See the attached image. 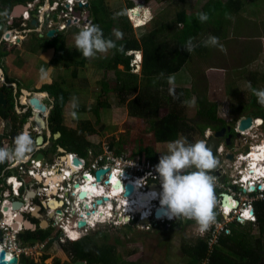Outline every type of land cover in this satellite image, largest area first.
I'll list each match as a JSON object with an SVG mask.
<instances>
[{"label":"rangeland","instance_id":"rangeland-1","mask_svg":"<svg viewBox=\"0 0 264 264\" xmlns=\"http://www.w3.org/2000/svg\"><path fill=\"white\" fill-rule=\"evenodd\" d=\"M104 2L108 9L107 13L113 18H115L114 13L121 12L124 8L126 9L125 15L128 23L135 37L138 38L153 28H158L166 22H172L175 18V12L182 9L189 15L200 12L207 0H105ZM129 3H131L133 9L139 5L141 6L136 8V12L133 13L134 15L130 13V16L126 8L129 6ZM52 17L55 19V14ZM228 18L230 24L226 28V31L222 33L221 39H219L222 40L219 43L223 45V50L219 46H206L207 53L202 55L193 50L189 55L187 63L178 73L173 75L174 84H169L166 89L185 88L194 91L199 90L200 93L206 96L207 100L217 104L216 111L218 117L221 118L223 114H226V122L229 124L230 119H232L230 115L232 107L244 106L245 100L253 93L249 90L264 89V56H259L260 52L254 54L252 58L251 56L249 58L243 56L244 53L248 55L246 50L252 44V38L258 34L264 35V0H254V2L245 6L237 15ZM135 21H138L137 26L140 25L139 27L132 23ZM18 22L21 23V20L14 17V26L17 27L16 30L20 31ZM30 25L34 30L36 24L32 25L30 22ZM180 26L177 25V29H180ZM211 27L213 32L216 33L214 31L215 28ZM8 28L11 29V27H6L5 29ZM82 28L83 26L62 32L63 58L56 65L52 66L49 63L52 58V50L50 49L29 51L36 57L26 56V59H24L26 53L22 55V51L18 52L17 48L23 49L22 46L26 45L32 48L33 45L36 46V42L31 39L32 37L28 33L23 34L19 32V36L23 35L26 38L24 40L20 39L21 37L19 38L21 41L23 40L20 47H18L20 44H17L18 41L13 43L15 44L14 46L11 44H7V46L3 44L1 46L3 49L7 48L6 53L11 56L14 67L18 69L15 76V70L14 74L10 73L11 77L8 79H13L11 80L12 82H8L9 80L0 81V84L8 82L7 85L10 87L16 81V89L25 90L28 93L37 91L40 89V85L44 84H55L67 89L70 92V97L61 113L62 124L66 128L78 133L82 131L81 136L85 137L86 141L90 144L88 149H91V151L87 153V160L89 162H93L97 157H100L102 160L105 158L108 165L114 166V158H118L121 155H128L131 160H136L138 156L140 160L142 158L146 159L144 154L137 155L134 153L139 146L153 147L159 157L162 154H167V143H156L154 141L148 123L142 119L129 116L126 102L133 98L134 94L124 96L123 103L118 100L117 92L113 89L116 79L115 74L112 70H108L105 67L110 52L104 54L97 53L96 57L91 59L85 58L83 66L72 64L73 61H79L82 57V54L75 47L74 40L75 35ZM208 28H210V25ZM46 31L44 27L43 36H45ZM116 31H119L117 21L113 29L114 39H117L114 35ZM166 31L162 29V34L160 35L166 34ZM218 32L219 36L221 32ZM201 36L200 41L204 43L212 35L209 29H207ZM37 54L41 58L37 57ZM140 59L141 52H134L132 60L134 69L131 72L138 76L137 82L139 87L145 83L144 77L139 76ZM0 60L3 61L1 63L2 68L7 70L6 65L9 63V59L5 58L3 60L2 58ZM42 68L48 72L47 78L41 77L40 70ZM117 69L122 70V67L118 66ZM102 80L108 83L109 91L107 94H103L101 91ZM15 87L13 86L12 88L16 90ZM20 96L21 94L18 92L16 97L20 98ZM100 96H102V99L107 100L108 107L99 109L100 120L98 123H95L92 107ZM191 96V99L189 97L185 103L180 102L181 104L178 105L181 108L182 114L189 120L195 118L196 112L195 103L194 105L190 103L194 101L196 94H192ZM39 97L43 96L39 95ZM73 98L78 102V107L76 108L72 107L71 102ZM22 99L24 100V97L20 98L21 102ZM41 99H43L42 102L47 106L51 104L52 99H48L46 96ZM73 112L76 113L75 117L72 115ZM246 112H252V109L247 108ZM165 113L166 109L164 108L159 112L160 116H163ZM3 126L4 123L0 118V133L9 130V128H3ZM91 130L93 132L88 133ZM231 131L233 132V130ZM210 132L212 131L210 130ZM198 140H202V138H200L199 134L195 133L192 141L194 143ZM95 147L100 149L98 152L100 154H96V158L91 155L92 149ZM106 147L111 149L113 158H110V155L105 153ZM117 151L118 153H116ZM106 220L107 218L105 217L94 223H102ZM94 223L90 224V226H94ZM171 224H158V226L152 227L150 231L139 230L134 224L129 231L126 227L127 225H122L123 228L121 229L109 225H96L93 230H87L88 233L84 231L83 234H91L90 232L94 231L106 232L112 237L110 239L111 243L117 237V253L127 262L136 261L140 264H186L180 247L186 244H193L196 238L189 226L186 227L184 232H180L178 228H169ZM128 232L129 239L125 237V234ZM250 232L252 236L257 237L258 233L255 226L252 227ZM76 235L77 233L72 235V238H75ZM63 245L56 241L52 242L44 251V254L48 256L44 263L83 264L82 261L73 262L72 255L63 250ZM31 258L34 262H40L39 256L35 253L31 255Z\"/></svg>","mask_w":264,"mask_h":264},{"label":"trees","instance_id":"trees-1","mask_svg":"<svg viewBox=\"0 0 264 264\" xmlns=\"http://www.w3.org/2000/svg\"><path fill=\"white\" fill-rule=\"evenodd\" d=\"M29 1L31 0H0V23L4 24L7 21L14 6L24 5ZM104 1L89 0L88 10L90 11L92 24L99 25L103 30L104 37L115 40L117 44V49L109 50L110 55L105 66L106 69L112 70L115 74L116 79L113 89L117 92L118 100L121 103L124 102V96L134 94L133 98L126 102L128 114L148 123L156 143L174 141L180 136L186 137L189 143H193L192 139L195 133L199 134L203 140L207 129L217 131L229 125L217 116V104L207 100L206 96L200 93L199 90L175 88L174 91L170 92V89L167 90L166 87L169 85L168 77L178 73L188 61L191 52L186 51L185 46L189 40L194 45L193 50L198 54L201 49L206 50L205 44L200 39L208 26L216 27L218 30L224 29L225 32L230 24L228 17L237 15L254 0H208L203 5L202 10L198 12L208 14L209 19L206 22H200L198 13L187 15L185 10L182 9L175 12V18L172 22H166L158 28H153L138 38L135 37L128 23L125 15L126 9L114 13L115 18H113L107 13L108 9ZM128 5L127 9L133 8L131 3ZM134 12H136V9ZM130 13L129 11V16ZM116 21L119 32L123 33L122 39H114L113 37ZM132 23L137 26L138 21ZM177 25H181L180 29H177ZM162 29L167 30V33L160 35ZM222 33L219 36L217 35L219 39H221ZM29 35L36 42V46L33 45L29 50L32 52L37 48L41 51L52 50V58L49 62L51 66L62 60L64 49L62 33H57L52 38L45 36L40 38L36 33ZM137 51L141 52L139 76L145 79V83L141 87L137 82L138 76L131 72L134 69L132 65L133 53ZM7 55L3 48L0 49V59ZM84 62L85 57L82 55L79 61H73L72 64L83 66ZM118 66H121L122 70H118ZM1 90L6 91L5 85L0 84ZM101 91L103 94L108 93L109 86L106 81H101ZM249 91L253 92L252 90ZM36 92L47 93L49 98L52 99L50 104L52 108L49 115L51 127L56 131L61 130L68 133L66 138H68L70 152L78 153L80 157H84L90 144L85 137L81 136V129V132L78 133L61 126V113L70 97V92L55 84H44ZM6 94L10 102L9 107L3 108L0 106V115L3 117L16 115L14 111L15 96L12 91H6ZM192 94H196L194 98L196 112L195 118L189 120L182 114L178 105L181 104L180 102L185 103L189 97L191 99ZM248 99L245 100L244 106L232 107L230 112L232 119L229 122L231 125H234L238 119L245 115L264 119V106L258 103L257 97L252 93ZM107 107V100L102 99V96H100L92 107L95 123L100 120L99 109ZM163 108L166 109V113L160 116L159 112ZM247 108H251L252 112H246ZM92 132L93 130L88 131V133ZM94 150L97 153L100 149L95 147ZM134 153L137 155L144 154V157L154 165L159 163L160 157L151 146H139ZM6 164L7 161L0 164V174L5 169ZM258 208L257 222L254 225L249 224L244 227L232 225L230 234L220 239L219 245L213 250L207 264H264V208L260 204ZM133 224L136 226L135 220L126 226L128 231ZM187 225L186 221L178 219L169 228H178L180 232H184ZM253 226L257 230V237L251 235L250 230ZM48 237V232L44 230L33 232L28 230L20 235L23 242L31 244L35 241H44ZM125 237L129 239V232L125 234ZM111 238L106 232L98 231L84 236L76 242L63 245V250L72 255L73 262L82 261L84 264H140L136 261L127 262L123 260L117 253V237L114 238L112 243ZM50 244L51 242L46 246L48 247ZM180 250L186 264H201L206 255V245L200 239L194 241L193 244L181 246ZM47 258V255H43L40 262H34L22 256L19 264H45L44 261Z\"/></svg>","mask_w":264,"mask_h":264},{"label":"built area","instance_id":"built-area-1","mask_svg":"<svg viewBox=\"0 0 264 264\" xmlns=\"http://www.w3.org/2000/svg\"><path fill=\"white\" fill-rule=\"evenodd\" d=\"M85 5L88 7V0H31L27 2L23 5L24 10L16 17L21 20V23L18 22L20 31L16 30L17 27L15 26L13 29L1 31L0 48L3 44L16 43L17 41L19 43L20 39L24 40L25 37L23 35L19 36V32L23 34L36 33L39 37H44L42 35L44 27L47 30L45 32L46 36V33L50 30L62 33L71 28H81L82 26L90 25V21L83 18V14L87 12V7L83 8ZM53 14H55V19L52 17ZM13 21L14 18L11 17L10 23ZM32 21L36 24L34 30L30 25ZM0 81H4L1 68ZM238 125L239 121L234 129L236 135L230 145L225 146L221 144L217 147L219 163L211 172V175L214 177V196L217 202L214 209L216 213L215 222L207 231L201 232L194 220L181 218L188 222V226L192 230V233H194V237L202 240L206 245V255L202 260V264L209 262L213 250L219 245L220 239L230 234L232 225H254L257 222L258 205L260 204L264 208V158L259 157V152L264 151V120L259 117L253 118L250 127L245 130H239ZM208 135L209 132L206 133V137ZM105 151V153L110 155V158H113L109 147H106ZM229 155L231 159L227 158ZM256 155L259 161L255 160ZM72 157L75 158L76 155L70 154V160L73 159ZM114 160L115 165L110 166L109 174L115 181H120L121 188L119 190L113 188L115 181L113 182L111 178L107 185H102L96 183L93 176L86 174L91 180L89 184L96 183V188L102 191V196H108L112 189L118 191L112 198L115 202L114 204L107 203L103 206L93 207L92 216L100 215L103 212V218L106 217L107 220L101 224L113 227H121L125 223L135 220L136 227L142 231H150L152 227H156L158 224L170 222L167 219L168 214L160 218H155L153 215L156 209L163 207L160 201L157 202V205H153L151 200L149 201L148 209L146 207L145 210L146 213L148 212L147 224L142 223L144 219H147L143 218L144 212L138 213L134 210L136 204H132V208L123 206L124 203L128 202V198L123 196L126 184L133 185L135 192H140L138 196L149 195L154 198L153 195H157L152 190V186L155 183L159 187L160 196L162 192L161 180L155 170L156 165L144 158L140 160L138 157L136 160H131L128 155H121L118 158H114ZM94 161V170L107 167L97 166L102 161L100 157H97ZM74 168L73 173L76 174L82 169L77 166ZM70 173L69 170H65L56 179L57 181H54L52 179L54 176L52 166H41L36 162H32V165L29 167L14 166V162L12 161H9L8 166L1 172L0 251L6 253L7 260L15 257L19 261L22 256L32 259L31 255L33 253L37 254L40 259V256L43 255L42 251L45 249L47 241L35 242L33 244L23 242L19 237V233L25 227L21 222L15 221V218L20 214L25 213L29 215L37 205L36 200L40 203L51 200L60 202V200H63L66 206L73 207L76 212L71 217L65 219V221L59 217L56 211L53 213L55 219L52 226L56 229L60 228L66 233H71L69 229L70 224L75 228L76 222L79 220H88L89 216L81 209V206L84 203L91 205L93 200L100 195L95 196V198H87L89 197L87 195L86 199H80L78 194L82 191L80 189L87 185L86 181H81L77 186L78 188H73L70 183L65 188L62 179L68 178ZM66 191L69 194V198L67 199L63 196V192ZM30 192L34 193L32 199L28 197ZM223 196L226 197L225 200H223ZM17 197L22 198L23 204L16 210L14 209V204ZM108 197L111 199V195ZM6 204L10 205L9 213L11 215L8 218V214L4 210ZM73 209L64 211L67 213L71 211L72 213ZM53 211L49 209L47 213ZM245 213H251V217L249 218ZM12 223H17L16 229H14ZM59 241L63 243L65 240L59 238Z\"/></svg>","mask_w":264,"mask_h":264},{"label":"clouds","instance_id":"clouds-1","mask_svg":"<svg viewBox=\"0 0 264 264\" xmlns=\"http://www.w3.org/2000/svg\"><path fill=\"white\" fill-rule=\"evenodd\" d=\"M131 9H133V8H131ZM198 16H199L200 22H202V23L206 22L209 19V16L207 13H203V12L198 13ZM4 31H6V30H4ZM55 34H57V33L55 32ZM114 35L116 36L117 39H122V37H123V33L119 32V31H116L114 33ZM40 38H42V37H40ZM74 40H75L76 49L83 55V57L88 58V59L95 58L97 53L104 54V53L109 52V50L117 49L116 41L112 40V39L105 38L104 34H103V30L99 27V25H96V24H90V25L83 27L75 35ZM204 43H205V46H212V47L219 46V48L221 50H223V45L219 43L218 37L210 36ZM193 49H194V45H192L191 40H189L188 44L185 46V50L190 53L193 51ZM40 72H41L42 78H47L49 75L48 72L43 68L40 70ZM2 78L4 81H6L4 79L3 75H2ZM168 82L170 85L174 84V77L169 76ZM7 83H3V85L6 84V86L8 87ZM11 85L14 86L15 84H11ZM172 91H174V89H170V92H172ZM35 93H38V92H35ZM39 94H43V93H39ZM253 94L257 97L258 103L261 104L262 106H264V89H261V90H255L254 89ZM46 97H48V99H49L48 94ZM38 98H39V100H41V102L43 101V99H41L40 97H38ZM26 103H27V101H26ZM71 103H72L73 108L78 107V102L75 98H73ZM190 103L194 105L195 102L192 101ZM44 105L46 106V104H44ZM72 115H73V117H75L76 113L73 112ZM253 118H255V117L252 116V119ZM259 118H262V117H259ZM240 119H238V121H240ZM237 122L234 125H230V123H229V128L231 130H233V132L231 134L233 138L236 135L234 129H235ZM231 126H233V127L231 128ZM207 132H209V135L206 137ZM213 134H214L213 131L210 132V129H207L205 131V134H204V138H203L204 141L198 140L194 143H189L186 137H180L174 141L167 142V154H162L160 156L159 163L155 166V170L159 174V178L161 180L162 192L160 193V196H159V187L157 185H155V183H154L153 187L157 188L158 191L156 192L155 190L152 189L155 193H157V195L156 196L154 195V198L151 199V202L153 205H157V202L160 201V204L163 207L167 206L168 210L167 209L166 210L168 211L167 214L169 216V218H167V219H168V221H170L168 223H174L178 219L186 218L188 220H194L196 222V224L198 225L199 230L201 232H205L215 222L216 213H215L214 209L216 208L217 202H216V199L214 196V177L211 175V172L217 167V164L219 163V158H218L219 156L217 153V147L220 146L221 144H223L225 146H229V145H226L224 142H220L221 140L218 139V144L215 147L214 154H213L212 151L209 149V147L206 145L207 140L210 137H212ZM230 143H231V141H230ZM35 148H36L35 142L32 139V137L30 136V134L27 132H21L20 134H18L15 137L13 148H11V149L0 148V164L5 163L6 161H12V162L15 161L18 163L21 160L25 159L28 154L32 153L35 150ZM69 155L70 154H68V156ZM75 158H77V157H75ZM19 165H24V164H19ZM72 165H74V164L72 163ZM16 166H18V165H16ZM73 175H74L73 172L70 173L69 177L62 179V181H64V183H69V180L73 177ZM110 178H111V176H109V179ZM56 179H57V177H55V179H53V180L57 181ZM96 183H95V188L97 187ZM108 183H109V181H108ZM30 194H33V196H30ZM143 196L144 195L136 196V198L139 200ZM147 196L149 197V195H147ZM28 197H29V199H32L34 197V193L30 192ZM104 197H106V196H104ZM18 202L20 203V206L17 208H14L16 210L18 208H20L21 205L23 204L21 197L15 198V204ZM36 203H37L36 206H40L41 209L45 211L46 215L52 216L48 221L47 227L45 229H43L44 231H47L49 234V237L46 240H44V241H47L46 244H48L50 242L52 243L55 241L57 243H60L59 238H61V239L63 238L65 241L63 243H60V244L65 245L66 243H69V242H71V243L76 242V241L82 239V237H84V236L91 235V234L84 235L81 232L82 231L81 228L77 227V222H76L75 228L73 227L72 224H70L71 226L69 229H70L71 233H68V232L66 233L60 228L59 229L54 228L52 226L54 224V219H55L53 213L55 211L57 212V210L55 209L53 212L47 213L49 209L50 210H53V209L45 208L44 205L46 202L40 203L38 200H36ZM114 203L115 202L113 201L112 204H114ZM135 206H137V205H135ZM35 207H34V210H35ZM9 208H10V205H9ZM141 209H142L141 212H144V213L146 212L145 211L146 207L141 206ZM4 210H5V208H4ZM134 210H136V209H134ZM8 211H9V209L6 212H8ZM39 211H38V213H39ZM141 212H138V213H141ZM57 214H58V212H57ZM20 215H22L23 221H30L32 224H34L36 226L35 231L42 230V229L38 228V225H39L40 220H44V218L39 216L38 219H34L31 217L30 214L28 215L25 213L20 214ZM153 215H154V213H153ZM8 216L9 215H7V218H8ZM59 217H61V216H59ZM146 218L147 219H145V220H148V217H146ZM174 218H176V220H174ZM32 219L38 220L39 221L38 224L33 223ZM130 219H131V217H130ZM15 221H16V218H15ZM23 221H20V222L22 223ZM79 221H81V220H79ZM84 221H85V225H86V220H84ZM17 222H19V221H17ZM131 222L132 221H130L129 223L127 222V223L131 224ZM127 223H125L124 225L125 226L128 225ZM142 223H144V222H142ZM146 223L147 222H145L144 224H146ZM12 224L16 225V228H17V226H18L17 223H12ZM98 224L102 225L101 223H98ZM95 226L96 225L88 227V225H86V229L87 230H93V228ZM240 226H242V225H240ZM16 228H14V229H16ZM50 230H51V232H50ZM25 231H28V229L26 227L22 232L19 233V237ZM73 232L75 234L76 233L79 234V237L76 239H72ZM56 237H57V239L54 240V238H56ZM52 240H54V241H52ZM196 240H198V238H196L195 241ZM35 242L37 243V242H42V241H35ZM35 242H33V243H35ZM46 249H47V246L42 251L43 255H46V254H44L45 253L44 251ZM42 256H40V260H41ZM32 261H33V259H32ZM17 264H19V261H17ZM83 264H84V262H83ZM201 264H202V262H201Z\"/></svg>","mask_w":264,"mask_h":264},{"label":"flooded vegetation","instance_id":"flooded-vegetation-1","mask_svg":"<svg viewBox=\"0 0 264 264\" xmlns=\"http://www.w3.org/2000/svg\"><path fill=\"white\" fill-rule=\"evenodd\" d=\"M88 3H89V0H88ZM87 11L89 12V17L85 20H89L90 24H92V19H91V15H90V11L88 10V7H87ZM11 24L13 25L11 29H13L14 24H15L14 21ZM28 34H31V33H28ZM10 44L13 46L15 45L13 43H10ZM4 45L7 46V44H4ZM0 49H2V48H0ZM1 63H2V61L0 60V68H2ZM5 86H6V84H5ZM12 87H13V85H10V89H8L7 86L5 88H6V91H12L13 95L15 96L14 97V102H15L14 111H15L16 115H10L8 117H3L2 115H0L1 120L4 123L3 128H9V130L7 132L0 133V148H8V149L13 148L14 147V139L21 132L29 133L30 136L32 137V139L34 140L35 145H36L35 150L32 153L28 154L25 159L21 160L18 163L14 161V166L19 165V164H24L21 166L29 167L32 165V162L39 163L41 166H52V170L54 171V177L52 179H55V177L58 178L60 175H62V173L65 170H69L71 173L74 172L72 170V167H75V166L72 165V162H71L72 160H70V158L68 156V154H74L81 161V164L77 167H80L82 169L79 170L78 174L74 173L76 175H73V177L69 180V183L71 184V186L73 188H76L81 181L87 180L86 178H89V176H87L86 174L95 177L96 170L93 169V167H95V166H93L94 161L89 162V160H87V153H89L91 151V149L86 150V155L84 157H80L78 155V153L70 152V150H69L70 146H68V142H67L68 138H66V135L68 133H64L61 130L56 131L51 127V124L49 121V115H50V111H51L52 106L46 105L48 113H47V115H41V117L45 123V128L42 130H38L37 125L34 123V121L32 119V115H31L32 108L28 105V103H26V99H24V100L22 99V102H21L20 98L16 97V94L18 92L20 93V89L17 90L16 89L17 87H15L16 90H14V88H12ZM35 92H33V93H35ZM39 95L43 96L41 98L45 97L44 94H39ZM39 95L37 97H39ZM6 96H7V94H6ZM9 103L10 102L7 99L6 107H3V106L2 107L3 108L9 107ZM26 123H29L28 127H24ZM61 126H64L62 124V122H61ZM226 127H229V125H226L223 128H226ZM66 129H68V128H66ZM219 130L220 129H218L217 131H219ZM217 131H213V132L215 133ZM72 134H74V133H72ZM231 134H232L231 129L229 131H226V133L224 134V137L219 139V140H221L220 142L225 143V139L227 138L228 135H231ZM38 136H41V138H42L41 144L36 143V139ZM232 140H233V137L231 135L230 141H232ZM92 150H93V152L91 153V155H93L96 158L97 155H99L100 153H98V152L96 153L94 151V149H92ZM38 156H40V157H38ZM8 163H9V161H7L6 166H8ZM97 166H107L105 168H101V169H106V172H105V174H103V176H101L100 181H98L97 183H100V184L102 183V185L108 184V181H109L108 179L110 176L109 171L111 169L110 168L111 165H108V162L104 158L102 161H100L98 163ZM69 183H63L65 185V188L67 187V185H69ZM89 186L91 188H95V184H94V186H93V184H90ZM63 196L66 199L69 198L68 191L63 192ZM98 200H102V202L100 204H97L96 202ZM52 202H54L57 205V207H52V205H51ZM107 203L112 204L113 201L111 199L109 200V198L104 201L103 196H100V197L94 199L91 205L84 203L81 206V209L85 213H89L90 216L88 215L89 217L87 219L92 218V217L94 218L95 216L98 217V215L92 216L93 207L96 208L97 206H103ZM44 207L45 208H51L53 210L56 209L59 216H61L64 221H65V219L71 217V215L76 212L72 206H70V207L66 206V204L64 203L63 200H60V202H56L54 200H51L49 202H46ZM72 209H73L72 213H71V211L69 213L64 211V210H72ZM38 214L40 217L44 218V220L47 223H48L49 219L52 217L51 215H46L45 211L42 209L39 211ZM98 218L100 220H102L101 217H98ZM99 219H97V220H99ZM32 222L35 224H38L39 221L32 219ZM94 222L90 223L88 221L87 222L88 227H90V224H93ZM94 225H95V223H94ZM121 228H123V227H118V229H121ZM81 230H82L81 231L82 233L84 231H86V233H88V231L86 229V225H85V227L81 228ZM90 233L91 234L96 233V231L90 232ZM78 237H79V234H77V238Z\"/></svg>","mask_w":264,"mask_h":264},{"label":"water","instance_id":"water-1","mask_svg":"<svg viewBox=\"0 0 264 264\" xmlns=\"http://www.w3.org/2000/svg\"><path fill=\"white\" fill-rule=\"evenodd\" d=\"M79 6L81 7V5L79 4ZM87 6H83V8H86ZM24 10V7L21 6V5H17L14 7V10L12 11V14L11 16L14 18V17H17L21 11ZM128 11H132V9H129ZM79 15V14H77ZM89 17V12L87 11L85 14H83V18L84 19H87ZM32 25H35V22L32 21L31 22ZM2 28V24H0V30ZM55 30H50L46 33V37L48 38H51L54 36L55 34ZM8 89H10V87H8ZM20 98L21 97H24V99H26L28 105L32 108V112H31V115H32V119L34 121V123L37 125V128L38 130H42L45 128V123H44V120L42 119L41 115H47L48 111H47V108L46 106L41 102V100H39V98L37 97L39 95V93H28L26 92L25 90H20ZM45 96H47L46 93H43ZM0 105L3 106V107H6L7 105V96H6V92L5 91H0ZM251 122H252V116L250 115H247L243 118L240 119L239 121V125H238V129L239 130H245L247 129L248 127H250L251 125ZM29 123H26L24 127H28ZM230 128L229 127H226V128H222L220 129L219 131L215 132L213 134L212 137H210L207 142H206V145L209 147V149L212 151V153L214 154V150H215V147L217 146L218 144V139L224 137V134L226 133V131H229ZM57 136V135H56ZM230 139H231V135H228L227 138L225 139V144L226 145H229L230 144ZM41 141H42V138L41 136H38L37 139H36V143L37 144H41ZM40 157V156H38ZM228 159H231V156H227ZM72 163L75 165V166H79L81 164V161L78 159V158H73L72 160ZM106 172V169H99V170H96L95 172V180L96 182L100 181V178L101 176H103V174H105ZM94 186V184H93ZM113 188L116 189V190H119L121 188V183L120 181H115L114 184H113ZM133 193V186L131 184H126L124 186V193H123V196L125 197H129L131 196ZM88 195H91L90 192H88ZM30 196H33V194H30ZM87 196V194L84 192V191H81L79 194H78V197L80 199H85ZM226 197L223 196V200H225ZM103 200H107L106 197H103ZM102 202V200H98L96 203L97 204H100ZM17 207L20 206V203H16ZM9 209V204H6L5 206V210L7 211ZM41 209L40 206H36L35 207V210L33 212L30 213L31 217L34 218V219H38L39 218V214H38V211ZM167 206H164L162 208H159V209H156L155 212H154V217L155 218H160L161 216H165L167 214ZM86 215H89V213H86ZM16 221H23L22 220V215H18L17 218H16ZM144 223L147 222V221H143ZM23 225L30 231H35L36 230V226L34 224H32L30 221H23L22 222ZM48 223L45 221V220H40L39 222V225H38V228L39 229H45L47 227ZM85 226V221L84 220H81V221H78L77 222V227L78 228H82ZM14 228H16V225H14ZM56 238H54V240H56ZM52 240V241H54ZM17 258H13L11 260H7V257H6V253L4 251H0V264H17Z\"/></svg>","mask_w":264,"mask_h":264},{"label":"crops","instance_id":"crops-1","mask_svg":"<svg viewBox=\"0 0 264 264\" xmlns=\"http://www.w3.org/2000/svg\"><path fill=\"white\" fill-rule=\"evenodd\" d=\"M208 1V0H207ZM187 15H189V14H187ZM194 15V14H193ZM11 15L9 16V18L7 19V21H5L4 22V24L2 23V28H1V30H8V29H10V28H8V29H5L6 27H7V24H8V27H11L12 28V24L10 23L11 22ZM3 26H5V27H3ZM229 26V25H228ZM228 26H227V28H228ZM215 29H214V31H216V33H214L213 32V29H212V27H210V34L212 35V36H216L217 37V35L219 34V32L218 31H220V32H224V29H222V30H218L216 27H214ZM0 30V31H1ZM226 31V30H225ZM213 33V34H212ZM263 36V37H262ZM219 38V37H218ZM222 40H219V42H221ZM21 42H23V41H20L19 43V46L18 47H20L21 46ZM23 47V49L22 48H17V51L18 52H20V51H22V55L23 54H25L26 53V55L24 56V59H26V56H30V57H36L34 54H32V53H30L29 51H31V50H29V49H31V47L29 48V47H27V45L26 46H22ZM25 48H27V49H25ZM15 49H16V47H15ZM36 50H40L39 48H37ZM206 50H207V48H206ZM206 50H204V49H201V51H200V55H202V54H206L207 53V51ZM262 50H264V35L263 34H258V35H256L255 37H253L252 38V44L251 45H249L248 46V48H247V54L248 55H246L245 53L243 54V56L244 57H247V58H249L250 56H251V58H252V56L254 55V54H257L258 52H260V54H259V56H264V52H262ZM3 51L4 52H6L7 51V48H4L3 49ZM204 51V53H202ZM206 51V52H205ZM38 53V52H37ZM20 54V55H21ZM37 57H39V58H41L40 56H39V54H37ZM5 58H8L9 59V63L6 65V69L7 70H4L3 68H1V70H2V75L4 76V78H5V80L7 81V80H9L10 82H12L11 80H13V79H8L9 77H11L10 76V73L12 72L13 74H14V70H15V74H14V76L16 75V71H17V69L18 68H15L14 67V65H13V63H12V59H11V56L10 55H7ZM5 58L3 59V60H5ZM13 58V57H12ZM255 58V57H254ZM23 59V58H22ZM23 59V60H24ZM13 60H14V58H13ZM41 61H43V60H41ZM3 62V61H2ZM263 64V63H262ZM14 82V81H13ZM13 84V83H12ZM14 84H16V81H15V83ZM42 85H40V87H41ZM226 115V114H225ZM224 114L221 116V119H223L224 121H226V116H225ZM245 116H247V115H245ZM231 120V119H230Z\"/></svg>","mask_w":264,"mask_h":264},{"label":"bare ground","instance_id":"bare-ground-1","mask_svg":"<svg viewBox=\"0 0 264 264\" xmlns=\"http://www.w3.org/2000/svg\"><path fill=\"white\" fill-rule=\"evenodd\" d=\"M138 7H141L140 5L138 6ZM138 7H135L134 9H132V11H131V13L133 14V11L136 9V8H138ZM134 15V14H133ZM259 157H262V158H264V151H262V152H259ZM256 159V161H259L258 160V157H257V155H256V157H255ZM72 170L74 171L75 169H74V167H72ZM257 175H259V177H261V175L259 174V173H257ZM87 180H85L86 181V186H84V188H82V189H80V190H82V191H84L86 194H88V192H90L91 193V195H88L89 197H87V198H93V197H95V196H101L102 195V191H100V190H98L97 188H91L89 185V183L91 182V180H90V178H86ZM111 180L114 182L115 180L113 179V178H111ZM102 184V183H101ZM133 186V185H132ZM78 188V187H77ZM134 188V187H133ZM152 189L153 190H155L156 192L158 191L157 190V188H154L153 186H152ZM118 191H115V190H111V192L109 193V195L108 196H110L111 195V200H113L112 198H113V196L117 193ZM139 193L140 192H135V189L133 190V193H132V195L131 196H129V197H126V198H128V202L127 203H124L123 204V206H127L128 208H132V204H136L137 206L135 207V209H136V211L137 212H141L142 211V209H141V206H143V207H147L148 206V204H149V201L153 198L152 196H147V195H144L143 196V198L141 199H139V200H137L136 199V196H137V194L139 195ZM108 196H106V198L108 199L109 197ZM154 196V195H153ZM104 197V196H103ZM102 198V197H101ZM96 199V198H95ZM110 200V199H109ZM52 207H57V205L54 203V202H52ZM141 205V206H140ZM14 208H17V205L15 204L14 205ZM147 209H148V207H147ZM103 213V212H102ZM146 213V212H145ZM7 214L8 215H11V213H9V211L7 212ZM104 214V213H103ZM103 214H100V216L98 215V217H101V219H103ZM90 216V215H89ZM148 216V212L146 213V214H144L143 215V218H146ZM98 217H92V218H89L87 221H86V225H87V222L89 221L90 223H92V222H94V221H97L98 222V220L97 219H99ZM167 217V216H166ZM105 218V217H104ZM168 218H169V216H168ZM105 220V219H104ZM143 221H147L148 222V220H143ZM73 235H75V233L73 232ZM77 238V235H76V237L75 238H72V239H76Z\"/></svg>","mask_w":264,"mask_h":264},{"label":"snow or ice","instance_id":"snow-or-ice-1","mask_svg":"<svg viewBox=\"0 0 264 264\" xmlns=\"http://www.w3.org/2000/svg\"><path fill=\"white\" fill-rule=\"evenodd\" d=\"M245 215L251 217V213H245Z\"/></svg>","mask_w":264,"mask_h":264}]
</instances>
